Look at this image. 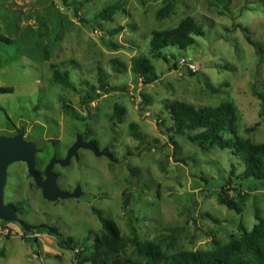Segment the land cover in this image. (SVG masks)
I'll return each instance as SVG.
<instances>
[{
  "label": "rangeland",
  "instance_id": "1",
  "mask_svg": "<svg viewBox=\"0 0 264 264\" xmlns=\"http://www.w3.org/2000/svg\"><path fill=\"white\" fill-rule=\"evenodd\" d=\"M172 1L157 16L164 0H0L8 39L0 41V86L13 88L0 93V136L34 151L32 171L25 160L5 166L0 264H79L75 253H89L101 229L93 208L126 239L135 229L168 257L225 244L250 230L256 214L264 218V180L241 178L231 150L171 132L165 109L173 100L227 101L235 136L264 142V0ZM113 2L111 19L94 21ZM186 16L205 35L186 49L167 48V61L151 58L152 33ZM141 55L158 77L149 84L131 70ZM51 65L68 71L75 88L54 82ZM92 87L101 94L85 104ZM116 105L123 112L114 120ZM222 185L240 212L220 203ZM68 237L75 249L58 244ZM118 258L145 264L129 243Z\"/></svg>",
  "mask_w": 264,
  "mask_h": 264
},
{
  "label": "trees",
  "instance_id": "2",
  "mask_svg": "<svg viewBox=\"0 0 264 264\" xmlns=\"http://www.w3.org/2000/svg\"><path fill=\"white\" fill-rule=\"evenodd\" d=\"M173 1L164 0V5L158 10L157 16H166L172 10ZM119 9L117 2L106 4L98 13L94 15V21L110 20L112 15ZM77 8L73 11L75 16ZM122 27L113 29V33L121 30ZM247 33V30L243 28ZM205 31L202 26L191 16L182 18L175 26L162 30L154 31L149 40V54L151 58L168 60L165 50L167 48L186 49L195 42V36H204ZM0 41H8L7 38L0 35ZM46 53V52H45ZM174 58V53L170 55ZM48 58L47 53L45 54ZM52 80L62 86L75 88L70 80L69 72L61 70L51 65ZM131 70L141 78L142 84H149L158 77L155 73L153 64L149 56H138L131 62ZM188 72H190L188 70ZM101 88L105 87L106 79L99 78ZM92 87V95H84L82 102L87 104L95 99L101 93H95ZM108 90V89H105ZM12 87L0 86V93H10ZM165 109L169 114L173 127L169 130L179 134H186L187 138L197 145L217 146L221 149L231 150L232 154L241 162L243 171L241 178H254L264 180V142L252 143L247 139L237 138L235 136V117L234 108L230 102H221L216 106L194 105L181 101L173 100L165 104ZM122 109L117 105L114 107L112 118L119 119ZM164 122V121H163ZM223 132H228L232 137H224ZM233 167L231 172L234 173ZM231 178L225 183L230 186ZM226 189L222 185L219 201L227 208L240 212L239 205L229 197ZM128 202H124V207ZM96 215L101 229L93 241L89 253L82 255L81 251L75 253V258L79 264H122L119 262V254L122 253L129 243L137 256L141 257L145 264H161L168 260L169 264H264V218L256 214V222L250 230L241 227L239 238L232 239L225 244L215 243L210 250L181 251L171 257H168L161 249L158 243L153 241H141L135 229L131 230V236L126 239L119 231L116 222L103 216L102 211L96 208L92 209ZM58 244L61 247L75 249L74 239H59Z\"/></svg>",
  "mask_w": 264,
  "mask_h": 264
},
{
  "label": "water",
  "instance_id": "3",
  "mask_svg": "<svg viewBox=\"0 0 264 264\" xmlns=\"http://www.w3.org/2000/svg\"><path fill=\"white\" fill-rule=\"evenodd\" d=\"M34 151L29 147L13 143L9 139L0 136V184L4 175L5 166L13 160L27 161L30 170H33Z\"/></svg>",
  "mask_w": 264,
  "mask_h": 264
},
{
  "label": "built area",
  "instance_id": "4",
  "mask_svg": "<svg viewBox=\"0 0 264 264\" xmlns=\"http://www.w3.org/2000/svg\"><path fill=\"white\" fill-rule=\"evenodd\" d=\"M180 62H181V64H184V65H185V63H186L184 59H181V61H180ZM188 66H189L190 68H192V66H191V65H188Z\"/></svg>",
  "mask_w": 264,
  "mask_h": 264
}]
</instances>
